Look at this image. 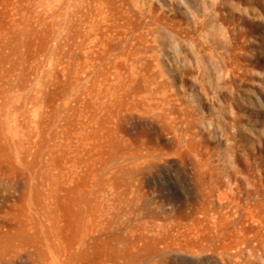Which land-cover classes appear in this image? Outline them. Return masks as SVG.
Segmentation results:
<instances>
[{"label":"rangeland","instance_id":"rangeland-1","mask_svg":"<svg viewBox=\"0 0 264 264\" xmlns=\"http://www.w3.org/2000/svg\"><path fill=\"white\" fill-rule=\"evenodd\" d=\"M139 5L124 18L115 5L116 21L88 38L77 26L0 36V264H26L20 249L38 246L46 216L65 238L78 207L107 195L123 164L112 154L114 126L133 139L138 129L121 115H139L143 86L157 83L173 122L146 131L160 153L145 193L176 209L196 193L215 205L176 237L186 258L166 264H213L196 262L200 245L216 264H264V0ZM146 254L114 247L94 264Z\"/></svg>","mask_w":264,"mask_h":264},{"label":"bare ground","instance_id":"bare-ground-1","mask_svg":"<svg viewBox=\"0 0 264 264\" xmlns=\"http://www.w3.org/2000/svg\"><path fill=\"white\" fill-rule=\"evenodd\" d=\"M141 0H0V36L8 29L42 26L63 27L66 32L73 27H83L85 37L95 33L102 24L114 23L113 8L117 5L120 17L125 16L129 6L139 8ZM1 28H6L1 30ZM6 30V31H5ZM142 95L144 103L137 110L139 115L122 113L124 123L136 127L134 138L122 133L118 124L113 131L112 154L121 159L122 165L111 170L107 195L96 197V203L78 207L74 222L66 225L67 236L59 238L60 221L54 216L43 220L44 233L37 247L20 249L26 264H94L97 251L106 255L117 247L125 252L132 249L146 251V258L138 264H166L169 260L182 261L187 254L177 242L182 230L196 228L199 217L213 215L214 204L200 193L185 207L176 209L173 204L152 201L145 193L142 180L157 168L154 158L160 148L146 135L147 129L156 131L159 123L171 124L172 107L167 94L160 85L154 84L149 92L146 85ZM103 192L102 190L100 191ZM100 198V199H99ZM219 208L222 200H218ZM217 222L220 216H213ZM64 238V239H63ZM140 244L137 247L135 244ZM174 244L180 250L169 251ZM156 245L162 246L160 249ZM198 255L196 262L203 260L220 263L219 255L200 256L202 246L191 247ZM108 262V257H105Z\"/></svg>","mask_w":264,"mask_h":264}]
</instances>
